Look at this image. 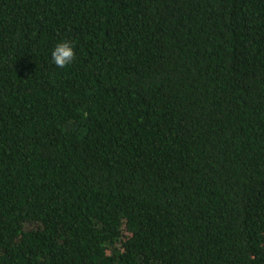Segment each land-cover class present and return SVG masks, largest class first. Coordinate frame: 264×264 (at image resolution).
Returning <instances> with one entry per match:
<instances>
[{
  "label": "trees",
  "instance_id": "1",
  "mask_svg": "<svg viewBox=\"0 0 264 264\" xmlns=\"http://www.w3.org/2000/svg\"><path fill=\"white\" fill-rule=\"evenodd\" d=\"M0 264H264V0H0Z\"/></svg>",
  "mask_w": 264,
  "mask_h": 264
},
{
  "label": "clouds",
  "instance_id": "2",
  "mask_svg": "<svg viewBox=\"0 0 264 264\" xmlns=\"http://www.w3.org/2000/svg\"><path fill=\"white\" fill-rule=\"evenodd\" d=\"M51 61L58 67H65L74 58L73 46L69 41L58 42L50 53Z\"/></svg>",
  "mask_w": 264,
  "mask_h": 264
}]
</instances>
